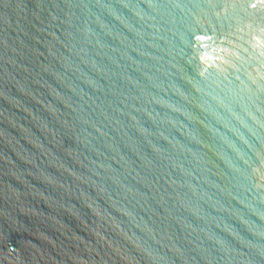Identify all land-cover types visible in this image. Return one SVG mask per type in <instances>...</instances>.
<instances>
[{
	"label": "water",
	"instance_id": "obj_1",
	"mask_svg": "<svg viewBox=\"0 0 264 264\" xmlns=\"http://www.w3.org/2000/svg\"><path fill=\"white\" fill-rule=\"evenodd\" d=\"M0 264H264V0H0Z\"/></svg>",
	"mask_w": 264,
	"mask_h": 264
}]
</instances>
